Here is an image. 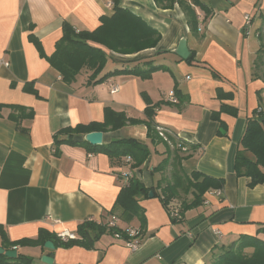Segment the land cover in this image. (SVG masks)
Here are the masks:
<instances>
[{
	"label": "crops",
	"instance_id": "crops-1",
	"mask_svg": "<svg viewBox=\"0 0 264 264\" xmlns=\"http://www.w3.org/2000/svg\"><path fill=\"white\" fill-rule=\"evenodd\" d=\"M204 5L211 15L196 8L199 25L193 33L178 3L119 0L120 7L160 33L157 46L133 55L108 51L100 74L92 77V71L83 69L68 84L47 59L63 36L64 24L76 32L94 31L102 18L114 14L115 3L0 0V227L10 242L35 240L40 231L57 238L67 231L78 239L83 223L106 225L117 215L112 210L127 185L121 173L132 164L126 157L92 152L89 146H56L55 137L69 127L103 123L107 108L143 120L145 97L159 105L154 118L159 136L161 129L168 138L196 147L186 153L185 172L224 181L221 195L209 191L203 204L183 217L181 203L192 195L173 201L169 211L159 198L142 199L144 240L134 251L107 231L93 249L15 247L18 253L36 264H43V256H50L53 264H215L242 236L264 240V183L251 187L250 178L238 176L234 168L248 120L261 112L264 119V0H204ZM184 38L187 60L174 53ZM137 67L160 68L147 77L114 74L96 83L109 73ZM171 93L177 103L169 101ZM103 134L104 144L135 139L157 151L155 166L151 155L133 175L147 188L165 185L168 169L154 170L167 157V146L152 144L146 125ZM127 226L141 229L138 219L120 224Z\"/></svg>",
	"mask_w": 264,
	"mask_h": 264
},
{
	"label": "trees",
	"instance_id": "trees-1",
	"mask_svg": "<svg viewBox=\"0 0 264 264\" xmlns=\"http://www.w3.org/2000/svg\"><path fill=\"white\" fill-rule=\"evenodd\" d=\"M112 1L115 3L114 14L102 18L101 25L94 31L76 32L71 25L64 24L63 36L56 43L53 55L47 57V59L50 65L61 74L66 83H73L83 69L92 71V77L100 74L108 62V51L122 55H133L157 46L160 40V33L148 26L133 12L120 7L119 0ZM157 1L161 2L163 0ZM169 1L171 6L178 3L182 7L193 33L197 32L199 25L195 9H202L207 17L211 15L210 10L204 5V0H191L190 2L188 0ZM35 43L41 51L40 43L38 41ZM41 54L46 57L43 52ZM159 68L151 67L150 70L143 71L137 67L131 70L115 71L101 77L96 83H102L114 74L143 75L147 77L150 76L151 72ZM176 95L179 97L180 93L177 92ZM145 100L148 107L145 111L146 118L143 120L131 119L125 113L115 112L107 108L103 123L94 122L88 125L69 127L60 131L55 137L56 146L63 144L84 145L89 146L92 152L106 154L111 159L119 160L124 157L126 159L127 157H131L132 162L127 163L132 164L131 170L127 172H134L140 169L150 159L152 152L147 144H143L135 139H122L113 141L110 144L103 143L99 146H92L84 140L85 135L92 132L105 133L107 131H115L128 125H146L148 128V138L151 140V143L162 142L167 146V157L154 171L164 172L171 165L172 180L163 181L165 183L164 186L162 185L163 183H160L158 187L154 186L152 188L145 187L135 177L128 181L126 180L127 185L120 191L112 210L114 214L118 215L112 216L119 217L122 224L138 219L141 224V229L138 230L143 240L144 234L142 228L146 226V219L145 209L140 205V201L144 198H149L151 191L155 198L161 200L163 206L168 211L173 201H178L183 196L192 195L193 198L190 201L183 200L181 203L179 213L183 217L187 211L198 208L203 204L206 193L221 189L224 186V181L221 179H216L197 171H193L190 174L185 172L182 165L183 161L190 158L186 153L189 150H195L196 147L189 146L185 141H177V147L172 151L156 130L157 125L154 118L159 105H151L147 97H145ZM258 111L260 112L261 110L258 109ZM224 112L236 114L234 109L229 108H225ZM258 114V117L255 116L248 120L242 139V148L238 151L234 164L235 172L238 176L250 178L251 187L264 183V119L263 116H260L262 112ZM214 116L216 119L219 118L218 114H214ZM165 136L167 137L166 134ZM247 153H251L253 157H249ZM174 213L178 215L177 210ZM108 222L110 223V220ZM123 229L120 226L118 228H111L108 224L101 225L90 220L79 226L77 231L78 239L76 236V239L65 241L59 236L57 238L48 232L40 231L39 237L35 240L22 239L17 242H10L0 227V247L5 251H12L15 250V247L25 246L41 247L45 250V243L52 241L57 248H71L77 245L86 249H93L98 237L107 231L112 233L114 237L116 234H120L122 240H129V237L122 231ZM262 229V232H264V228ZM92 233H95L96 236H93L94 234ZM248 249H252V252H247ZM0 264L36 263L32 257L19 252L17 258L12 260L6 258L4 255H0ZM215 264H264V240L256 236H242L224 251Z\"/></svg>",
	"mask_w": 264,
	"mask_h": 264
},
{
	"label": "built area",
	"instance_id": "built-area-1",
	"mask_svg": "<svg viewBox=\"0 0 264 264\" xmlns=\"http://www.w3.org/2000/svg\"><path fill=\"white\" fill-rule=\"evenodd\" d=\"M245 20L247 23H250V20H251V17L249 15H247L245 17ZM2 64L8 66V64H6L5 62L2 61ZM117 89L114 88L112 90V93L116 92ZM169 101L172 102V103H177L178 100L177 98L175 97V94L174 93H171L169 94ZM160 136L162 138H164L165 140H167V137L165 136L163 130L160 129ZM126 162L127 163H131L132 162V159L130 157H128L126 159ZM121 176L125 179V180H130L133 178V173L132 172H123L121 174ZM216 195H221V191L218 190V191H215ZM177 214L174 213V216H176ZM120 218L117 217V216H112V221L110 223H108V226L111 227V228H118L120 226ZM128 237H129V240H125V245L130 248L131 250H136L138 249L142 242H143V239H142V235L140 233V231L138 229H134V228H131L129 226L125 227L123 230H122ZM59 237L62 238L63 240L65 241H68V240H73V239H76V236L73 234V233H69V232H63L61 234H59ZM115 238L116 239H121V235L120 234H116L115 235Z\"/></svg>",
	"mask_w": 264,
	"mask_h": 264
},
{
	"label": "water",
	"instance_id": "water-1",
	"mask_svg": "<svg viewBox=\"0 0 264 264\" xmlns=\"http://www.w3.org/2000/svg\"><path fill=\"white\" fill-rule=\"evenodd\" d=\"M174 53L183 60H187L189 58L190 51L188 49V43L185 38L179 42ZM84 140L92 146H99L103 144L104 134L102 132H92L85 135ZM149 198H154V194L152 191L149 193ZM44 248L52 251L56 249L54 243L51 241H47L44 245ZM0 255H4L6 258L12 260L17 258L18 252L17 250L5 251L0 247ZM41 262L43 264H53L54 260L50 256H43L41 258Z\"/></svg>",
	"mask_w": 264,
	"mask_h": 264
},
{
	"label": "rangeland",
	"instance_id": "rangeland-1",
	"mask_svg": "<svg viewBox=\"0 0 264 264\" xmlns=\"http://www.w3.org/2000/svg\"><path fill=\"white\" fill-rule=\"evenodd\" d=\"M162 138V137H161ZM163 140H164V142H166L168 145H169V147L171 148V150L172 151H174L175 150V148L177 147L176 146V143H177V141L178 140H173V139H170V138H168L167 137V140H165L164 138H162ZM179 142V141H178ZM185 150H186V148H184ZM151 152H152V157H154V160H153V167L155 166V163H156V161L155 160H158V158L156 157V155H157V151H155V150H151ZM183 153H186V152H183ZM172 157H173V155H172ZM171 157V158H172ZM172 162V161H171ZM157 165V164H156ZM169 167H170V169H171V165H169ZM169 167L167 168L168 169V171L166 172V175H165V178H166V180L167 181H169V180H172V171H170V169H169ZM166 169V170H167ZM172 170V169H171ZM170 171V172H169ZM247 252H249V253H251L250 251H248L247 250Z\"/></svg>",
	"mask_w": 264,
	"mask_h": 264
},
{
	"label": "bare ground",
	"instance_id": "bare-ground-1",
	"mask_svg": "<svg viewBox=\"0 0 264 264\" xmlns=\"http://www.w3.org/2000/svg\"><path fill=\"white\" fill-rule=\"evenodd\" d=\"M261 110V109H260ZM128 158V157H127ZM131 158V157H130ZM133 173V172H132ZM133 177H134V175H133ZM218 191V190H217ZM120 220V219H119ZM112 221V218L110 219V222ZM74 234V233H73ZM75 235V234H74ZM76 236V235H75Z\"/></svg>",
	"mask_w": 264,
	"mask_h": 264
}]
</instances>
